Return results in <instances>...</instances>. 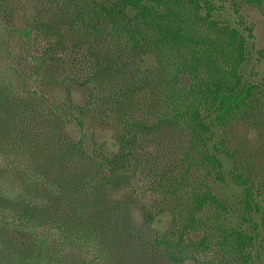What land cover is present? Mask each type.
I'll return each instance as SVG.
<instances>
[{"label":"trees","instance_id":"trees-1","mask_svg":"<svg viewBox=\"0 0 264 264\" xmlns=\"http://www.w3.org/2000/svg\"><path fill=\"white\" fill-rule=\"evenodd\" d=\"M244 6L264 17V0H0V264H264Z\"/></svg>","mask_w":264,"mask_h":264},{"label":"rangeland","instance_id":"rangeland-1","mask_svg":"<svg viewBox=\"0 0 264 264\" xmlns=\"http://www.w3.org/2000/svg\"><path fill=\"white\" fill-rule=\"evenodd\" d=\"M25 1V0H23ZM63 1V0H59ZM241 14L243 15L246 24L253 27V34L254 39L249 41V51L250 55L252 56L251 61L246 66V73L250 71H254L257 73L255 77L259 79H264V60L263 61H256V51L262 47L263 40H264V17L262 14L248 6H244L242 8ZM22 15H18V20L16 21L17 25H21L23 21L21 20ZM215 18L220 20L228 21L229 23L233 24L236 23V17L234 16L232 10L228 6L225 5V10L222 12L215 13ZM155 65V60L152 56H146L143 60L142 68H152ZM72 99L75 103H80L82 100V94L79 91L72 92ZM68 134L71 138L75 139L78 135V131L75 126H70L68 128ZM95 138L99 144H103L104 152L106 154H111L115 151V143L112 138V134L108 130H96L95 131ZM227 165L225 167V171H227ZM211 186L216 194H218L223 199H232L235 196L240 195V190L235 188L230 181L226 178L224 183H217L212 182ZM170 223V217L168 214L159 217L158 221L156 222V227L159 229L166 228Z\"/></svg>","mask_w":264,"mask_h":264}]
</instances>
